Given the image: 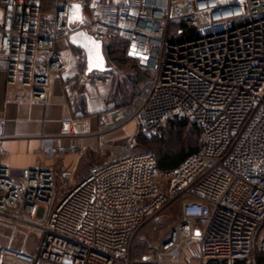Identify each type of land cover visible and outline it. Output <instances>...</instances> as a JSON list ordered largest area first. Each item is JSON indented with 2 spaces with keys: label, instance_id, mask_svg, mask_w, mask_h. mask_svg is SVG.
<instances>
[{
  "label": "built area",
  "instance_id": "obj_1",
  "mask_svg": "<svg viewBox=\"0 0 264 264\" xmlns=\"http://www.w3.org/2000/svg\"><path fill=\"white\" fill-rule=\"evenodd\" d=\"M176 22L194 33L173 32ZM77 31L104 48L125 42L126 56L146 70L132 102L106 109L97 130L104 135L133 124L134 133L125 152L91 166L59 201L54 171H15L0 155V238L8 242L0 245V264H162L165 256L182 260L194 244L198 264H259L264 0H0L4 106L47 105L55 78L104 84L85 74L83 51L58 50ZM174 116L201 127L203 148L171 171L162 189L155 156L134 147ZM92 131L87 122L65 120L39 151L79 160L86 146L63 141ZM178 200L180 219L153 251L134 258L140 231ZM32 237L38 240L30 252Z\"/></svg>",
  "mask_w": 264,
  "mask_h": 264
},
{
  "label": "crops",
  "instance_id": "obj_2",
  "mask_svg": "<svg viewBox=\"0 0 264 264\" xmlns=\"http://www.w3.org/2000/svg\"><path fill=\"white\" fill-rule=\"evenodd\" d=\"M62 48L63 46H59V49ZM90 79L97 78L91 74ZM7 90L6 75L0 70V121L4 120L2 127L0 124L2 164L15 171L50 169L57 175L58 180H63L65 173L75 172V157H46L39 151L43 137L59 135L61 123L70 119L87 122L94 131L100 124L101 114L113 105L108 101L112 90L108 82L94 86L91 82L55 78L47 105L10 102L4 106ZM63 142L75 144L76 140L68 138Z\"/></svg>",
  "mask_w": 264,
  "mask_h": 264
},
{
  "label": "rangeland",
  "instance_id": "obj_3",
  "mask_svg": "<svg viewBox=\"0 0 264 264\" xmlns=\"http://www.w3.org/2000/svg\"><path fill=\"white\" fill-rule=\"evenodd\" d=\"M72 20L76 21V18L73 17ZM176 29L177 28H174L172 29V31L175 32ZM65 44L66 43L59 44V46H63V48L59 49L58 46V50H67L70 46ZM133 63L138 64L134 59L133 61L129 60L126 65L122 64V66H120V64L118 63H114L113 66L109 64L108 66L113 68V71H107L104 73L93 72L92 75L96 78L103 77L104 81L106 83L108 82V84L113 87V85L115 84L114 82L117 79L124 80L126 78V74L134 72L131 68V66L134 65ZM113 106L115 107L114 104L112 105V107ZM167 127L168 123H166L164 128L158 133L160 135L162 134L161 137H163V140L169 139V136H171L172 134L173 136L175 135L173 132H168L167 134H165L164 131L167 129ZM97 130L98 128L92 131V133L89 134L88 137H83L76 140L75 144L86 146V151L79 160H77L76 156H74L75 162L77 163V168L75 172L71 174V177L68 178L65 175L63 180H58L57 175H55L57 201H59L73 185L78 183L87 175L91 166L103 164L104 162H107L110 159L117 157L118 155L125 152L127 148H129V140L134 133V125L129 124L120 130L104 135L97 134ZM164 142L159 139V136L158 138L156 137L148 142L144 141L143 139L139 140L138 138L134 150L136 152L151 151L152 153H154L160 151L161 149H167V145L163 144ZM156 179L160 184V187L162 189H165L168 183V175L164 176L163 174L157 172ZM182 201L183 200H178L177 202L171 204L161 213L158 218L146 224L135 238L133 249L139 246V248L143 250L144 254L153 251L160 243V241L164 238L169 228L180 219ZM37 240L33 237L30 238L27 248L28 251L32 252L35 249ZM7 244L8 242L6 239L0 238V245L4 246ZM13 245L16 248H20V244L17 243V241ZM197 254V245L194 244L192 247H190L182 260H177L165 256L163 257L162 264H198Z\"/></svg>",
  "mask_w": 264,
  "mask_h": 264
},
{
  "label": "trees",
  "instance_id": "obj_4",
  "mask_svg": "<svg viewBox=\"0 0 264 264\" xmlns=\"http://www.w3.org/2000/svg\"><path fill=\"white\" fill-rule=\"evenodd\" d=\"M178 27L187 28V26H185V24L182 22L173 23L171 28L174 29ZM186 31L187 36L194 33V30L190 28H187ZM65 45L72 47V49L76 52H82V50L73 47L70 43ZM104 49V54L108 65L110 64L113 66L114 63H118L120 66H122V64L126 65L129 60L133 61V59L126 56V44L121 40L112 41ZM133 64L134 65L131 66L132 70L134 71L133 73L126 74V78L124 80L117 79L114 82L115 84L112 87L108 101L109 103L114 104L115 107L119 108L128 106L137 93L139 84L147 76L145 69H143L139 64ZM109 71H113V68H111ZM167 123L168 127L164 133L167 134L168 132H173L175 137L173 134L169 136V139L164 140L163 137H161L162 134H156L151 137H139V140L143 139L144 141L148 142L156 137L158 138L159 136V139H161L162 142L165 141L163 144L167 145V149H161L160 151L153 153L157 160L156 173L159 172L164 176L168 175L189 156L201 151L203 148V131L200 126L190 122L187 118H181L177 116L170 118ZM142 255L145 254L143 250L139 248V246L135 247L134 249L132 248V256L134 258H139ZM258 263L264 264V254L259 257Z\"/></svg>",
  "mask_w": 264,
  "mask_h": 264
},
{
  "label": "water",
  "instance_id": "obj_5",
  "mask_svg": "<svg viewBox=\"0 0 264 264\" xmlns=\"http://www.w3.org/2000/svg\"><path fill=\"white\" fill-rule=\"evenodd\" d=\"M71 11L72 13L75 11V6H72ZM69 43L84 52L86 58L85 74L87 76L93 72L104 73L111 69L105 57L102 42L92 35L84 31L74 32L69 38Z\"/></svg>",
  "mask_w": 264,
  "mask_h": 264
}]
</instances>
